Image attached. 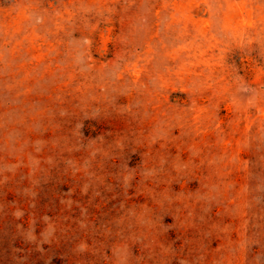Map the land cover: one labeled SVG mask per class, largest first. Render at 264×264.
Returning <instances> with one entry per match:
<instances>
[{
  "label": "rangeland",
  "instance_id": "1",
  "mask_svg": "<svg viewBox=\"0 0 264 264\" xmlns=\"http://www.w3.org/2000/svg\"><path fill=\"white\" fill-rule=\"evenodd\" d=\"M0 264H264V0H0Z\"/></svg>",
  "mask_w": 264,
  "mask_h": 264
}]
</instances>
